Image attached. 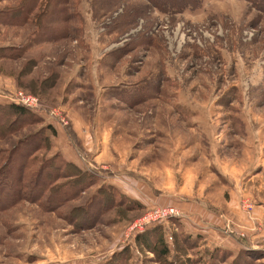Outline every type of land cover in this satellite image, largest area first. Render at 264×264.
Masks as SVG:
<instances>
[{
    "label": "rangeland",
    "instance_id": "374dc122",
    "mask_svg": "<svg viewBox=\"0 0 264 264\" xmlns=\"http://www.w3.org/2000/svg\"><path fill=\"white\" fill-rule=\"evenodd\" d=\"M45 1L22 22L11 9L24 0H0V21L16 23L0 22V103L18 90L41 103L0 138V172L48 125L34 156L60 153L87 186L54 210L0 206V264H102L123 246L124 264H165L131 230L160 205L181 211L153 223L173 264H208L214 249L209 264L241 249L237 264H264V0H67L66 36L40 40Z\"/></svg>",
    "mask_w": 264,
    "mask_h": 264
},
{
    "label": "trees",
    "instance_id": "16d2710c",
    "mask_svg": "<svg viewBox=\"0 0 264 264\" xmlns=\"http://www.w3.org/2000/svg\"><path fill=\"white\" fill-rule=\"evenodd\" d=\"M64 5H67V0H46L43 5V10H41V12L38 11L39 13L36 18L38 17L40 20L42 17L45 18V20H42V23L39 25L40 40H52L66 36L65 33L68 29H64L62 26H59V22L63 21L67 15L63 16L62 19L55 16L56 10L62 9ZM39 6L40 0H29L26 3L24 0V3L21 2L16 5V7L11 9L14 15H16L13 18L18 16L22 18V22H25L30 19V15L35 9L39 8ZM57 6L62 8H58ZM0 22L3 24H16L10 23L5 19ZM48 32H52L54 35L49 36L47 34ZM31 110V108L13 102L4 104L0 103V138L11 135L22 126L34 122L29 121V114L32 120L33 118L38 120V117H36L37 115L32 113ZM44 129L42 128L43 131L39 130V133L34 132L27 135V137H25L26 139L15 142L12 148L8 151L5 163L2 165L4 172H0V206H4L3 204L7 202L13 203L27 198L30 201L39 202L40 204L45 202L44 204L46 208L54 210L68 201L69 198L75 197L83 188L87 186V184L83 183L85 179H82L84 178V175H87L88 173L82 171L78 166L64 159L60 153H55L45 159H39L36 155L34 156V153L37 150L48 149V132L54 134V130L50 129L48 125L44 126ZM38 136L40 137L38 138ZM17 157H20V159H18L17 162L14 161V164L12 165V168H14L16 172L14 175L15 177L10 179V176H6L7 173L5 172V168H8L10 161L15 160ZM36 163L38 164L36 165ZM64 167L71 168L74 173H70L67 169H64ZM67 177L70 179L73 178V181L67 180V182L58 183V179ZM93 183L94 181L89 183V185ZM182 240L186 243V245H193V241L190 240L189 236L183 235ZM134 243L137 249L141 250L142 248L143 250L151 252L155 258H157L156 260L159 263H175L174 258L168 259L171 249L165 242L163 229L160 224H152L144 230L137 232L134 235ZM176 245L179 246L177 242ZM126 247L127 246H123L120 250L115 251V253H113L109 259L102 264H124L123 260L125 259L120 255L125 253ZM128 249L129 248L127 247V250ZM215 250L216 249L212 252L210 251L205 253V257L207 256L208 258V264L209 259H214ZM245 250L246 249H241L239 250V253H242V251ZM243 254L250 257L247 252H243ZM229 255H226L223 258L226 259ZM237 256L233 258L230 264H235V262L237 264ZM223 258L221 260L218 259L219 262H224L225 259ZM205 263L203 262V264Z\"/></svg>",
    "mask_w": 264,
    "mask_h": 264
},
{
    "label": "built area",
    "instance_id": "2783aa9c",
    "mask_svg": "<svg viewBox=\"0 0 264 264\" xmlns=\"http://www.w3.org/2000/svg\"><path fill=\"white\" fill-rule=\"evenodd\" d=\"M13 103L24 105L28 108H40L41 103L33 94L24 92L22 90L16 91L10 98ZM50 115L57 116L54 110L49 112ZM181 216V211L173 205L167 206H153L146 210L140 219H137L133 224H131V230L135 229L137 231L143 230L145 227L167 220L169 218H178Z\"/></svg>",
    "mask_w": 264,
    "mask_h": 264
}]
</instances>
